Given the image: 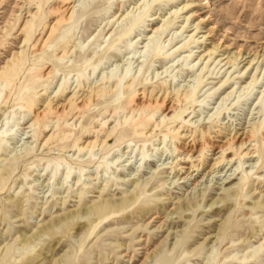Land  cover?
<instances>
[{
  "label": "rangeland",
  "instance_id": "374dc122",
  "mask_svg": "<svg viewBox=\"0 0 264 264\" xmlns=\"http://www.w3.org/2000/svg\"><path fill=\"white\" fill-rule=\"evenodd\" d=\"M0 264H264V0H0Z\"/></svg>",
  "mask_w": 264,
  "mask_h": 264
},
{
  "label": "bare ground",
  "instance_id": "6f19581e",
  "mask_svg": "<svg viewBox=\"0 0 264 264\" xmlns=\"http://www.w3.org/2000/svg\"><path fill=\"white\" fill-rule=\"evenodd\" d=\"M65 10H67V9H65ZM68 11H70V8H68ZM89 98H90V96L88 97V98H83L79 103H78V106L76 107L77 108V110H81V109H83L85 106H87L88 105V103H89ZM96 99V98H95ZM156 99V98H155ZM71 99H69V101H70ZM76 100H78V99H76ZM68 101V102H69ZM148 101V100H147ZM175 101H177V99H175L174 98V100L173 101H171L170 103H168V104H170V105H172L173 104V106H174V104H175ZM156 102V101H155ZM154 102V103H155ZM162 103V102H161ZM146 104H147V102H146V100L144 99V98H141V99H139L138 100V102H137V104H136V106L137 107H139V108H142V107H144V106H146ZM167 104V105H168ZM166 108H167V106H166ZM169 108H171V106L169 107ZM65 109H66V106H62V107H60L59 109L58 108H56L55 109V113H56V116H57V118L58 117H60L61 116V114H63L64 112H65ZM46 114V109L45 110H43V111H41V112H38L36 115H35V118L38 120V119H40L41 117H43L44 115ZM163 117V116H162ZM157 122H159V121H157ZM112 128V127H111ZM204 128V127H203ZM204 131V130H203ZM114 133H115V131L113 130L112 132H111V134H110V137L106 140L108 143L109 142H111V141H113L114 140ZM250 133H251V131H248V132H246V133H243V134H239V133H236L235 135H232V133H230V137H228V138H224V140H219V141H217L215 144H214V142H213V144L212 143H209V145H211V147H213V148H215V149H218L219 150V154H222V156H224L225 155V153L229 150V149H232V150H236V154H242V149L250 142V140H251V136H250ZM150 134V133H149ZM183 135V134H182ZM108 137V136H107ZM223 139V138H222ZM49 140V139H48ZM200 144V143H199ZM81 148V147H80ZM181 148V147H180ZM204 148V145H200V147H198L197 145H195V144H192L191 146H189V147H187L186 148V150H184V151H186V156L188 155V154H190V156H188L189 158L191 157V156H193L195 153H198L199 155L196 157V158H198V157H200L201 155V153H202V149ZM179 156H181V155H179ZM220 157V156H219ZM201 158V157H200ZM199 160V159H198ZM216 161H217V159H216ZM215 167V165H213V168Z\"/></svg>",
  "mask_w": 264,
  "mask_h": 264
}]
</instances>
